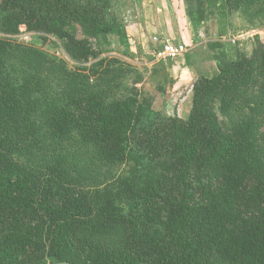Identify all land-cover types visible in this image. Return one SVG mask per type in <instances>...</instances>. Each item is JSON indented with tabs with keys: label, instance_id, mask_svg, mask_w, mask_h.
Instances as JSON below:
<instances>
[{
	"label": "trees",
	"instance_id": "trees-1",
	"mask_svg": "<svg viewBox=\"0 0 264 264\" xmlns=\"http://www.w3.org/2000/svg\"><path fill=\"white\" fill-rule=\"evenodd\" d=\"M186 2L191 24L209 4L264 25V0ZM0 34V264H264V30L231 58L224 30L206 44L185 119L102 56L116 36L132 58L112 0H0ZM185 54L155 61L161 94Z\"/></svg>",
	"mask_w": 264,
	"mask_h": 264
},
{
	"label": "rangeland",
	"instance_id": "rangeland-1",
	"mask_svg": "<svg viewBox=\"0 0 264 264\" xmlns=\"http://www.w3.org/2000/svg\"><path fill=\"white\" fill-rule=\"evenodd\" d=\"M112 1L128 34L132 58L121 56L123 48L116 36H107V38L97 41L102 56L118 57L137 66L144 76L143 89L153 96L154 109L165 115H177L184 119L189 115L191 88L194 79L199 73L210 74L214 68V62L211 60L213 51L207 49L206 44L218 40V33L224 30L225 35L219 37V40L220 43L224 44L225 52L231 58L239 47L249 50L253 35L264 30V25L252 24L235 11L226 17H222L219 9L209 4L205 7L204 19L191 24L190 18L187 16L186 0ZM160 17L161 19L165 18V21L159 19ZM162 21L163 23H161ZM167 23L169 27L166 26ZM155 24H163L164 30L168 32L166 36H171L169 40L184 45L183 47L187 50V53H183L185 55L181 56L178 61L172 60L169 68L170 78L168 83L164 85L163 94L158 91L156 81L152 80L149 75L151 68L156 64V60L151 57V50L160 47L166 39L155 31ZM192 25L195 27L194 30ZM185 34L189 40L186 39ZM193 34L196 35L195 39ZM156 35H159V40L150 42L152 37ZM172 36H175L174 39ZM14 39L24 44L39 46L41 49L63 59L71 68H74L76 62L70 59L60 43L53 37L47 36L46 42L40 44V38L34 34L29 33L28 35L20 29V33ZM142 40L145 41V51L140 48Z\"/></svg>",
	"mask_w": 264,
	"mask_h": 264
},
{
	"label": "built area",
	"instance_id": "built-area-1",
	"mask_svg": "<svg viewBox=\"0 0 264 264\" xmlns=\"http://www.w3.org/2000/svg\"><path fill=\"white\" fill-rule=\"evenodd\" d=\"M20 29L29 35V33L26 32L23 27ZM158 40H159V35L152 37L153 42H157ZM164 41L165 42L162 44V47L160 49L152 51V55L154 56V59L156 61L162 60V59H167V58H174V57L181 55L187 51L183 47L184 45H182V44H176L173 41H170L169 39H165Z\"/></svg>",
	"mask_w": 264,
	"mask_h": 264
},
{
	"label": "crops",
	"instance_id": "crops-1",
	"mask_svg": "<svg viewBox=\"0 0 264 264\" xmlns=\"http://www.w3.org/2000/svg\"><path fill=\"white\" fill-rule=\"evenodd\" d=\"M159 19H161V17L159 18ZM163 19V18H162ZM161 19V20H162ZM165 19V18H164ZM163 19V20H164ZM165 21V20H164ZM161 23H163V21L161 22ZM166 26H168L169 27V24L167 23V25ZM165 28H164V25L162 24H155V31H157V33H159L161 36H162V38H166V39H169L170 37L169 36H166V35H168V32L166 31V30H164ZM167 33V34H166ZM172 33V32H171ZM174 37L175 36H172V39H174ZM185 37H186V39H188L189 40V38H188V36H186V34H185ZM191 38V37H190ZM192 40V39H191ZM190 40V41H191ZM152 40H150V42H151ZM145 41H143L142 40V42L140 43V48L142 49V51H145V43H144ZM184 43L185 44H187V42L186 41H184ZM140 49V50H141ZM152 51L153 50H151V53H152ZM187 66H189V64L187 65Z\"/></svg>",
	"mask_w": 264,
	"mask_h": 264
},
{
	"label": "water",
	"instance_id": "water-1",
	"mask_svg": "<svg viewBox=\"0 0 264 264\" xmlns=\"http://www.w3.org/2000/svg\"><path fill=\"white\" fill-rule=\"evenodd\" d=\"M62 264H67V263H62Z\"/></svg>",
	"mask_w": 264,
	"mask_h": 264
}]
</instances>
